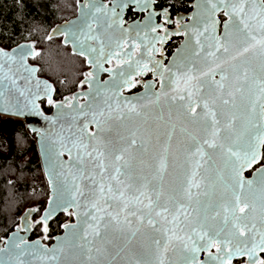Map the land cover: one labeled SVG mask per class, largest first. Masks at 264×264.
Listing matches in <instances>:
<instances>
[{
	"label": "water",
	"instance_id": "water-1",
	"mask_svg": "<svg viewBox=\"0 0 264 264\" xmlns=\"http://www.w3.org/2000/svg\"><path fill=\"white\" fill-rule=\"evenodd\" d=\"M154 1L82 0L78 3L77 15L55 25L49 33V38L64 34V44L70 43L75 51L74 42L86 46L90 41V33L98 32L107 37L111 33L114 34L115 30L118 32L128 7H133L134 11L151 10ZM206 7L210 6H206L204 0H193V9L187 15L191 18L188 24L190 29L166 66L159 70L161 83L157 90L147 83L141 91L125 95L120 88L114 87L113 78L105 81L98 79L89 83V88L81 93L85 96V101L76 102L77 95L74 94L71 105L65 106L64 102L55 104L50 114L41 110L38 101L46 96L51 97L54 87L48 80L38 77V66L28 62V58L36 55L33 43L24 41L9 49L0 46V49L14 57L11 61H2L4 68L0 72V115L21 119L14 122L0 121V133L5 135L8 146L6 153L0 151V159H9L12 156L13 131L16 125L25 123L28 131L35 135L41 167L48 185L45 207L35 222L42 223L46 228L49 221L58 214L71 215V219L62 225V231L55 235L48 245L41 238L29 239L33 225L32 216L36 211L27 208L21 214L18 226L0 240V264H18L20 260L25 261V264L28 261H31V264H135L136 259L145 252L149 238L156 234L146 222L149 213L156 226L161 229L160 235L169 230L167 235L172 237V244L165 255L173 261H179V238L186 239L191 228L198 227V221H204L208 204L219 201L224 193L220 183L221 177L227 179V174L231 171L225 156L207 149L211 162L200 169V175L196 178L200 187H192L189 195L188 179L194 164L186 161L184 148L191 143L193 136L198 139L201 137V123L205 119H211L204 114L208 109L217 112V118L221 122L219 127L223 130L221 134L227 132L230 142L234 145L246 146L249 140L254 142V137L260 135L258 128L264 129L259 103L264 99V94L260 92V82L264 79V56L261 55L259 45L233 60L232 56L236 55L237 49L240 48V37L233 40L232 36L238 34L230 30L229 34L233 40L230 52L217 53L216 55L220 56L219 61L216 57L208 55L214 51L209 45H214L216 40L224 35L225 23L228 20L223 24L221 35H218V13L223 10L212 15L205 10ZM252 23L255 24V21ZM93 24L95 28H92ZM139 27H142V22L136 21L122 29L128 34H133ZM80 34H85L86 37ZM257 38L259 39V35ZM197 40L200 41L199 44ZM218 63L220 67H217ZM230 65H236L238 71L233 72ZM245 67L247 80L244 76ZM209 69L214 70L213 75H219L215 80L224 85L222 90L210 83V77L202 75ZM188 76L209 81L202 91L193 90L191 101L195 112L189 108L187 99H170L182 92ZM222 76L226 78L221 80ZM182 94L187 96L186 92ZM225 99L229 101L226 105L223 104ZM205 103L208 109L204 108ZM226 120H231L230 128L224 127ZM93 133L95 135L90 137ZM132 139L136 140L135 146L128 145V141ZM83 144L88 145L86 151L89 152L93 148L104 151L106 146L127 148L125 159L130 162L132 179L130 180L128 175L121 176L119 179L123 181L122 184L112 180L110 177L115 174V167L121 166L123 161L113 162L110 157L105 160L106 170L101 175L95 162L84 155ZM141 145L145 151L138 150ZM262 147L263 144H260V157ZM69 148L71 152L68 151ZM165 148L168 150L166 154ZM165 155L167 170L160 173V158ZM78 157H82V161ZM252 167L244 168L240 172L245 181L255 182L259 175L256 169L264 167V164L256 168L250 176H246L245 172ZM88 177H92L97 183L111 184L114 191H125V200L130 201L128 208L124 207L122 201H110L112 206L108 207L101 200V207L105 211L96 212L92 205L97 197L92 194V180ZM209 178H215V186ZM129 183L133 184L131 192L127 190ZM252 187H256L255 183ZM244 191L247 194V185ZM140 192L147 193L160 206L154 204L151 210L146 208L148 200L143 196L140 197L143 204L133 202L132 197L139 196ZM90 212L104 216L106 221L111 219L106 213H111L121 223L117 224L112 220L107 229L102 224L100 231L102 234L106 232L105 239L94 238L89 224H94L95 221L90 215H85ZM131 212L136 215H131ZM157 213L161 215L158 216ZM261 214L262 208L257 196L255 211L248 212L257 228L260 227ZM141 216L145 218L143 224L139 222ZM125 217L131 223H124ZM208 223L218 226L217 221L211 218ZM137 228L140 231L133 237L132 233ZM84 235H87L90 244L81 239ZM244 238L240 237L241 240ZM173 248L176 249L175 254ZM22 250L26 253L36 252L42 258L22 254ZM45 250L53 251L46 253ZM53 252L58 254V262L50 260ZM211 253L215 255L216 249ZM263 253L257 249L256 258L260 259ZM196 257L201 264H217L209 256V251H200ZM241 258H245L246 264H250L252 259L247 255H236L231 258V262ZM165 264H168L167 259Z\"/></svg>",
	"mask_w": 264,
	"mask_h": 264
},
{
	"label": "snow or ice",
	"instance_id": "snow-or-ice-1",
	"mask_svg": "<svg viewBox=\"0 0 264 264\" xmlns=\"http://www.w3.org/2000/svg\"><path fill=\"white\" fill-rule=\"evenodd\" d=\"M139 2V0H137ZM206 6V11L215 15L217 11L224 12V15L228 17V21L225 23V33L222 37L218 38L214 45H209V47L214 48V51L209 52L208 55L216 57V60H220V56L217 53H229L232 47L233 40L229 32L236 33L240 37V48L237 49L236 55L232 56L233 60L237 57L243 56L248 53L251 48L259 45V50L261 55L264 56V0H204ZM256 6V7H253ZM258 9V11H257ZM255 21V24L252 23ZM207 31V29H205ZM213 31H215V22H213ZM203 33H201L202 35ZM259 35V39L257 38ZM199 44L200 41L197 40ZM203 47V46H202ZM15 51V50H14ZM199 55V53H195ZM5 59L11 61L14 57L0 49V72L3 71ZM220 67V64H217ZM233 72H237L238 68L236 65H230ZM26 71L29 69H25ZM213 69H209L208 72L202 73V75L210 77V83L215 84L218 89H223L224 85L215 80ZM91 75V74H89ZM244 76L247 80V68L244 69ZM226 77L222 76L221 80ZM195 83H191L192 81ZM185 88L182 92H186L187 96L178 92V96H173L170 99L172 101H184L187 99L189 101V108L192 112L195 109L192 108V95L193 90L202 91L205 84L209 81L200 79L199 77H186ZM260 92L264 94V79L261 80ZM23 94V93H22ZM2 95V93H0ZM228 100H223V104H228ZM51 103V100H49ZM261 114L264 115V99L259 101ZM204 108L208 109L207 103L204 104ZM253 111H255V104L253 105ZM205 116L211 117L210 120L205 119L200 125L201 137L198 139L193 136L191 143H188L184 152L186 154V161H191L194 164L191 176L188 179V193L191 195V188L196 187L199 189L200 184L196 182L197 176L200 175V169L204 167L205 164H210L211 156L207 152V149L213 150V152H219L226 157V164L230 167L231 171L227 174V179L221 177L220 183L223 186L224 193L220 200L217 202L209 203L205 209V217L203 222H197L198 227H192L190 233L187 235L186 239L181 237V256L179 261H173L168 258L165 254L169 251V246L172 244V237L167 235L169 230H165L163 235H160L161 229L156 226L151 215L147 218V224L152 227L155 235H152L146 245V250L142 253L135 261V264H165V260H168V264H201L197 260L196 254L200 251H209V256L217 262V264H231V258L236 255H247L251 259L250 264H264V259L256 258V250L259 249L260 252H264V167L256 169L259 174L256 181L248 180L245 181L241 176L240 172L244 168H251L254 164L259 163V145L264 144V129L258 128L260 135L254 137L253 140H249L246 146L234 145L230 142V136L227 132L222 135V129L219 127L220 119L217 118V112L212 109L204 114ZM231 120L225 121V128L231 127ZM87 128V125L84 126ZM97 127L99 128V122H97ZM95 134H90L94 136ZM129 146H135L136 140L132 139L128 141ZM75 146V145H74ZM85 149L84 155L91 158L96 167L100 170V174L106 170L105 160L109 157L113 162H121V166L115 167V174L110 178L115 180L117 184H122L123 181L119 178L121 176L128 175L131 180L130 175L131 165L129 160L125 159V153L128 151L127 148H108L106 146L104 151H100L93 148L92 151H86L88 148L87 144L82 145ZM139 151H145L143 145L138 149ZM71 152V149H68ZM167 148L164 149L165 154L167 153ZM95 153V155H93ZM104 158V159H101ZM82 161V157H78ZM167 170L166 155L160 158L158 171L163 173ZM207 171V169H205ZM92 180V194L97 197L92 207L96 212L105 211L101 207L100 201L102 200L104 204L111 207L110 201H122L124 207L128 208L129 202L125 200V191L117 189L113 190L111 184L105 185L103 182L97 183L92 177H88ZM210 182L215 186V178H209ZM253 183L256 187L253 188ZM245 185H247L248 192L245 194ZM133 189V184L129 183L127 185V190L131 192ZM79 191V189H74ZM139 191V189H136ZM83 195V192L80 193ZM207 195V192H205ZM143 196L148 200V204L145 205L146 208L152 209L153 205L160 206L156 201L152 200V197L145 192H140L139 196L132 197V201L138 204H143V200L140 197ZM259 196V201L262 208L260 227L257 228V224L249 217V211H255V201ZM238 210V212H237ZM247 210V211H246ZM167 211V209H165ZM239 213V214H238ZM110 220H105L104 216H97L93 213H85V215H90L92 220L95 221L94 224H89V228L92 229V235L94 238L105 239L106 232L102 234L100 231L101 225L105 229L108 228L112 220H115L117 224L121 223L116 217H113L111 213H106ZM131 215L135 216V212H131ZM161 215V213H157ZM209 218L217 221L218 226H214L208 223ZM217 218H219L217 220ZM175 219V217H174ZM185 219H187V214H185ZM139 222L143 224L145 218L141 216ZM124 223H131L128 221L127 217L124 218ZM46 230V229H45ZM122 231V229H121ZM140 229L137 228L132 236L134 237ZM194 234V235H193ZM223 237V239H222ZM240 237H245L243 240ZM257 237L259 238L257 240ZM82 240L87 243L91 241L87 240V235L81 237ZM83 247V245H81ZM216 248V253L213 255L210 251L211 248ZM53 250H45V252H52ZM99 251V249H97ZM173 254H175L176 249H172ZM89 252L91 249L89 248ZM25 255L37 256V258H42L38 256L36 252H23ZM148 257V258H145ZM89 259L91 257L89 256ZM52 262H58V254L53 252L50 257ZM18 264H25V261L20 260ZM27 264H31L28 261Z\"/></svg>",
	"mask_w": 264,
	"mask_h": 264
},
{
	"label": "trees",
	"instance_id": "trees-1",
	"mask_svg": "<svg viewBox=\"0 0 264 264\" xmlns=\"http://www.w3.org/2000/svg\"><path fill=\"white\" fill-rule=\"evenodd\" d=\"M78 1L0 0V46L9 49L31 41L36 52L34 61L58 84L61 92L76 86L84 66L73 60L57 38H49V33L55 25L75 14ZM12 146V156L0 159V239L18 226L19 214L25 209H35L32 216L35 221L48 198L35 135L24 125H17L12 134ZM7 148L5 136L0 133V151L6 153ZM69 218L70 213H60L46 228L42 223L33 222L31 238L51 240L62 231V225ZM233 263L238 264V261Z\"/></svg>",
	"mask_w": 264,
	"mask_h": 264
},
{
	"label": "flooded vegetation",
	"instance_id": "flooded-vegetation-1",
	"mask_svg": "<svg viewBox=\"0 0 264 264\" xmlns=\"http://www.w3.org/2000/svg\"><path fill=\"white\" fill-rule=\"evenodd\" d=\"M80 1L76 4L75 14L68 19L77 15ZM103 1L108 2L110 0ZM192 9L193 0H155L153 8L144 11H134L133 7H128L123 15L121 24L122 27H126L136 21L142 22V27H139L136 32L128 34L121 26L118 28V32L115 30L114 34L111 33L107 37L102 33L93 32L89 34L90 41L86 46L79 42H74L75 51H73L70 43L64 44V34L52 36V38H57L72 54L73 60L77 64L83 65L84 68L76 86L70 91L61 92L58 84L47 77L39 63L34 61L33 57L28 58V62L31 65L38 66V77L48 80L54 87L51 97L46 96L38 101L41 110L45 114H50L55 104L64 102L65 106H69L74 99V94L77 95L76 102L85 101V96L81 93L89 88V83H93L98 79L105 81L110 77L113 78L114 87L116 89L120 88L125 95L141 91L147 83L152 84L154 89L157 90L161 83V76L158 72L169 62L177 46L190 29L188 24L191 18L187 15L191 13ZM218 18V35H221L223 24L228 18L224 15V12H219ZM95 27V24H93L92 28ZM80 35L85 36V34ZM232 37L233 40L234 38L238 40L239 36L233 35ZM34 53H36L35 48ZM214 77L217 79L219 75L216 74ZM49 100H51V103H49ZM2 120L14 122L21 119L0 115V121ZM20 125L26 127L25 123ZM262 125L264 128V115H262ZM263 164L264 144L260 162L253 166L252 169L246 171L245 175L250 176L256 168ZM69 219H71V215ZM36 238H41L48 245L52 242V239ZM29 239H33L31 235ZM215 249L214 247L211 248V252H214ZM203 256L204 253L201 258ZM260 259H264V253ZM235 261H238V264H246L245 258L236 259L233 262ZM233 262L231 264H235Z\"/></svg>",
	"mask_w": 264,
	"mask_h": 264
},
{
	"label": "rangeland",
	"instance_id": "rangeland-1",
	"mask_svg": "<svg viewBox=\"0 0 264 264\" xmlns=\"http://www.w3.org/2000/svg\"><path fill=\"white\" fill-rule=\"evenodd\" d=\"M25 210H26V209H25ZM25 210H24V211H25ZM24 211H23V212H24ZM23 212H22V213H23ZM22 213L19 214V218H20V216H21ZM36 219H37V218H36ZM35 221H36V220H35ZM35 221H33V222L35 223ZM18 224H19V223H18ZM0 240H1V239H0Z\"/></svg>",
	"mask_w": 264,
	"mask_h": 264
}]
</instances>
